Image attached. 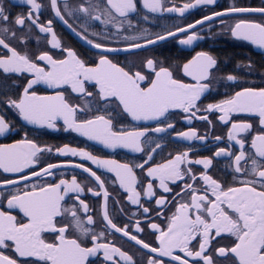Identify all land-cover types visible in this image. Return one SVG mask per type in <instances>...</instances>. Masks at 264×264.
Instances as JSON below:
<instances>
[{
    "label": "snow or ice",
    "instance_id": "6c2138e0",
    "mask_svg": "<svg viewBox=\"0 0 264 264\" xmlns=\"http://www.w3.org/2000/svg\"><path fill=\"white\" fill-rule=\"evenodd\" d=\"M17 5L24 10L14 12ZM45 7L53 15L41 20ZM202 7L199 19L179 22ZM218 7L217 0H0V137L12 141L0 143V264H264V60L237 61L222 73L209 51L182 60L140 56L218 32L264 50V0ZM170 14L179 20L158 31L144 26ZM55 21L89 51L65 44ZM193 121L207 127L201 133ZM31 128L136 156L121 162L87 146L44 144Z\"/></svg>",
    "mask_w": 264,
    "mask_h": 264
},
{
    "label": "flooded vegetation",
    "instance_id": "af4514ba",
    "mask_svg": "<svg viewBox=\"0 0 264 264\" xmlns=\"http://www.w3.org/2000/svg\"><path fill=\"white\" fill-rule=\"evenodd\" d=\"M44 3L45 5H47V0H44ZM58 3H62V0H58ZM217 4L219 5L217 10H221L224 6H227L229 4L258 7L261 6V0H217ZM22 10L24 9H22L19 5H17L13 9L14 12H18ZM206 12H207V8H203V7L191 10L190 13L187 14V21L179 20V18H175L170 14L166 19L158 21L157 25L145 24L144 26L149 27L151 31H158L160 30L159 25L171 24L174 19L179 20V22L182 23L190 22L193 19H199L200 16L205 14ZM52 15L53 14L51 13L50 9L48 7H45L42 10L41 20H47L48 18H51ZM255 18L258 19L259 17L257 16ZM54 28L57 32L58 37L65 44L72 46L81 52L89 51L88 45H86L83 41H80L70 31L64 28L58 21L54 22ZM217 28L218 26L216 28H213L212 31L217 32ZM202 34L205 36L211 35V33L208 32L207 28H205V31ZM43 44H44V37L41 34L40 46H43ZM32 46L33 47L36 46L35 41H33ZM201 50L209 51L218 58L222 73L235 71L236 70L235 65L237 61H242L244 63H247L248 59L250 58L252 61H254L257 64V66H259L261 61L264 60V50H261L249 44L248 42L235 40L230 36V34L224 32H218V34L213 36L212 39L196 41L191 47L182 46L179 45L176 41L169 40L167 43L156 46L152 51L140 53V56L157 55V56H167L182 60L186 56L190 57V55H194L195 51H201ZM94 51L95 50H92V52ZM118 58L121 60V62H125L126 60L125 54L123 53H121ZM240 71L242 72L243 69H241ZM252 79H254L257 84L261 82L259 71H257V73L254 74ZM220 91L223 92L224 89L221 88ZM215 98L220 99L222 97L216 96ZM208 102H210V100L204 101V103H208ZM188 126L189 124L187 121H184L179 117H176V127L178 129L186 130ZM191 126L196 127L201 133L207 127L204 123L198 121H193ZM223 131L225 130L219 127L218 125L216 128V132L221 133ZM30 135L36 137L41 143L48 145H62L63 143H70L72 146H81V147L87 146L89 150H92L95 154L101 155L105 158H115L120 160L121 162L132 160L136 156V154H133L125 149H116L115 151L109 149H103L102 146L96 145L94 144V142L91 141H86L84 138L79 137L76 133L64 132L63 130L54 131L50 129L31 128ZM11 142L12 141L10 139H5L4 137H0V143H11ZM192 143L194 147L200 149L199 151L200 155L209 154L206 146L201 145L199 142L196 141H193ZM177 147L183 149L185 145L184 144L171 145L169 150ZM192 158L195 159L196 158L195 155H193ZM69 159H74L77 162H79L78 158H69ZM52 162H57L55 156H53ZM223 163L224 161H221V163L217 165V168L222 169ZM77 172H79V170H77ZM72 174H73L72 170L69 169L67 171V178L70 179ZM221 174L222 173L220 171L216 172V175H221ZM79 178L82 177L78 176V179ZM88 196L89 199H86V202L89 203L90 205L95 204L96 203L95 198H92L91 194H88ZM116 242L117 244L122 243L120 239H117ZM126 247L131 252L135 251V248L132 247L131 243L127 244Z\"/></svg>",
    "mask_w": 264,
    "mask_h": 264
}]
</instances>
